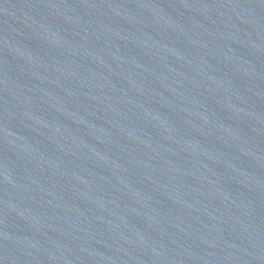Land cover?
<instances>
[{"label": "water", "instance_id": "water-1", "mask_svg": "<svg viewBox=\"0 0 264 264\" xmlns=\"http://www.w3.org/2000/svg\"><path fill=\"white\" fill-rule=\"evenodd\" d=\"M0 264H264V0H0Z\"/></svg>", "mask_w": 264, "mask_h": 264}]
</instances>
